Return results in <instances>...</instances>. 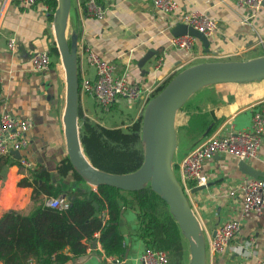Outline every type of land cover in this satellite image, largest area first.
<instances>
[{"label":"crops","instance_id":"crops-1","mask_svg":"<svg viewBox=\"0 0 264 264\" xmlns=\"http://www.w3.org/2000/svg\"><path fill=\"white\" fill-rule=\"evenodd\" d=\"M97 1L104 9L103 19L85 18L81 24L73 9L68 23L70 31L78 33V73L91 80L95 79V69L86 60V48L113 63L117 73L140 83L144 89L155 87L195 62L250 59L264 54V6L246 23L243 18L249 14V9L239 7L234 0H176L178 8L174 13L157 11L151 0ZM192 10L207 14L218 24V30L210 38L209 51L200 42L190 51L170 44L172 27L181 22L183 14ZM49 12V6L41 0L30 7L0 0V114L8 110L32 122L26 134L28 144L18 150L19 158L13 155L30 165H12L0 179V217L8 209L28 213L32 208V187L18 185L21 178L30 176L31 170L48 172L54 184L63 189L77 186L72 175L62 177L57 171L58 163L67 157L62 122L65 78L60 60L50 51L55 42L52 22L47 20ZM10 38L15 39L14 50L8 47ZM43 50L50 53L53 64L44 72H36L31 67L30 57ZM150 50L156 54L141 63ZM201 54L207 57L201 58ZM263 98L264 79L218 83L195 92L175 116L177 146L172 163L177 177L182 159L196 145L212 135L248 129L253 110ZM90 99L98 104L91 95L80 94L84 115L105 127H114L92 110ZM121 104L136 107L134 119L143 111L141 103L121 101L111 106L115 109ZM110 107L106 111H111ZM244 162L261 176L242 172L238 167L239 159L218 154L202 164L205 184L210 185L195 192H192L194 187L190 190L188 199L204 234L206 264H253L257 259H264V215L253 211L244 213L239 189L247 179H264V132L256 157ZM123 218L125 251L122 257L117 260L116 256H107L96 233L95 245L91 241L84 254L63 264H138L146 244L137 236L135 212L127 208ZM230 220L239 222V231L224 252L210 253L209 237Z\"/></svg>","mask_w":264,"mask_h":264},{"label":"trees","instance_id":"trees-1","mask_svg":"<svg viewBox=\"0 0 264 264\" xmlns=\"http://www.w3.org/2000/svg\"><path fill=\"white\" fill-rule=\"evenodd\" d=\"M41 1L49 6L47 20L51 23L56 0ZM50 51L59 59L55 43ZM169 79L158 87L155 94ZM80 81L78 73L79 90ZM78 118L83 152L95 167L120 174L134 171L141 165L144 154L140 138L142 113L124 128L105 127L84 115L79 100ZM12 165L21 164L12 154L0 155V179L5 177L6 170ZM57 171L62 177L72 175L77 186L63 189L54 184L48 172L37 169L30 171V180L24 177L18 181V185L32 187V208L28 213L15 209L2 213V264H26L30 258L39 264H63L84 254L91 241L96 239V233L104 253L119 259L125 251L121 223L127 208L135 212L137 236L146 246L164 250L169 264H185L184 237L179 225L169 212L168 205L149 185L137 191L109 185L93 189L77 173L68 157L58 163ZM60 195L69 199L68 209L59 210L46 204L48 197Z\"/></svg>","mask_w":264,"mask_h":264},{"label":"water","instance_id":"water-1","mask_svg":"<svg viewBox=\"0 0 264 264\" xmlns=\"http://www.w3.org/2000/svg\"><path fill=\"white\" fill-rule=\"evenodd\" d=\"M70 9L71 0H56L52 19L55 47L64 70L65 105L62 122L65 149L70 163L86 183L93 187L109 185L126 191H137L149 185L168 205L169 212L187 240L189 264H206L202 227L173 168L172 159L177 146L175 116L183 104L203 87L264 79V54L250 59L202 61L176 72L148 100L142 111L140 138L144 154L141 165L131 172L111 173L95 167L84 154L81 145L78 118V33L68 29ZM184 34L195 36L202 47L209 51L210 38L185 23L177 22L172 27V35ZM155 54L154 50L148 51L142 57L141 63L144 64ZM11 154L17 155L16 158L20 156L17 150L11 151ZM238 167L253 177L261 176L242 160H239ZM209 185L196 186L192 192ZM94 205L97 206L95 202ZM95 244L96 241L93 240L92 245Z\"/></svg>","mask_w":264,"mask_h":264},{"label":"built area","instance_id":"built-area-1","mask_svg":"<svg viewBox=\"0 0 264 264\" xmlns=\"http://www.w3.org/2000/svg\"><path fill=\"white\" fill-rule=\"evenodd\" d=\"M12 1L22 7H30L37 2V0ZM234 1L239 7L249 9V14L243 18V22L249 23L248 20L255 16L256 12L262 7L264 0ZM151 2L152 6L161 13H174L178 8L176 0H151ZM71 7L75 9V14L81 24L85 18L103 19L105 15L104 9L97 0H71ZM180 20L208 38H211L218 30L216 20L199 10H192L183 14ZM197 42H199L198 39L189 34L173 36L170 39L171 46L185 51L192 50ZM7 44L11 50H14L15 39L10 38ZM84 54L87 62L95 69V79L91 80L85 76H80V94L91 95L105 110L121 101L141 103L143 110L148 100L163 83H159L150 89H144L140 83L129 81L126 75L117 73L116 66L95 51L86 48ZM200 57H207V55L201 54ZM50 62V53L45 50L36 51L30 57L31 67L36 72L48 70ZM159 64L160 60L157 61L156 67ZM31 127L32 122L29 118L17 117L8 110H3L0 114V155L11 154V151H18L25 147L28 144L26 134ZM263 132L264 98L253 110L251 125L248 129L231 130L223 135H212L185 155L181 161L180 174L177 178L187 197L192 187L206 183V176L202 174V164L205 160L218 154H229L242 161L254 158L260 149ZM19 160L23 166L30 165L25 159L21 158ZM239 189L242 192L244 213L253 211L264 215V179H247L240 185ZM69 203V199L64 195L51 196L46 199L48 206L59 210L68 209ZM239 229L240 224L236 220L223 223L216 230L214 236L209 237V252H224ZM262 241L264 245V232ZM26 264L39 263L30 258ZM138 264H169V261L164 250L145 246L140 253ZM253 264H264V259H257Z\"/></svg>","mask_w":264,"mask_h":264},{"label":"rangeland","instance_id":"rangeland-1","mask_svg":"<svg viewBox=\"0 0 264 264\" xmlns=\"http://www.w3.org/2000/svg\"><path fill=\"white\" fill-rule=\"evenodd\" d=\"M73 7H71L70 15H73ZM68 29L70 31L69 25ZM227 60V59H222ZM235 60V59H233ZM197 63V62H195ZM92 103V110H95L97 114L102 116L103 120L111 126H121L124 128L126 124L131 122L136 114V107L134 105H127V104H121L117 108L112 109L111 111L102 110L101 106L98 104H94L93 100H91ZM184 251H185V264H189V246L186 239H184Z\"/></svg>","mask_w":264,"mask_h":264}]
</instances>
